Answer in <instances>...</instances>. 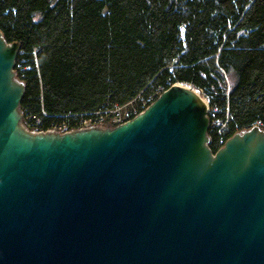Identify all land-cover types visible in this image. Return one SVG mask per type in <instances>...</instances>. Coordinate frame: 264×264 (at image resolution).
I'll use <instances>...</instances> for the list:
<instances>
[{
	"label": "water",
	"instance_id": "obj_1",
	"mask_svg": "<svg viewBox=\"0 0 264 264\" xmlns=\"http://www.w3.org/2000/svg\"><path fill=\"white\" fill-rule=\"evenodd\" d=\"M0 30V264H264V129L208 145L174 83L115 128L31 133Z\"/></svg>",
	"mask_w": 264,
	"mask_h": 264
},
{
	"label": "trees",
	"instance_id": "obj_2",
	"mask_svg": "<svg viewBox=\"0 0 264 264\" xmlns=\"http://www.w3.org/2000/svg\"><path fill=\"white\" fill-rule=\"evenodd\" d=\"M0 30L19 43L21 110L72 125L183 83L209 93L225 139L264 129V0H0Z\"/></svg>",
	"mask_w": 264,
	"mask_h": 264
},
{
	"label": "built area",
	"instance_id": "obj_3",
	"mask_svg": "<svg viewBox=\"0 0 264 264\" xmlns=\"http://www.w3.org/2000/svg\"><path fill=\"white\" fill-rule=\"evenodd\" d=\"M165 89L156 87L147 97L138 95L127 103L116 106L112 110L95 111L89 114L78 115L76 121L69 125L52 119L44 111L40 113H31L24 109L20 110L19 122L21 126L31 133H64L72 130H81L86 128H115L126 121L132 119L151 104ZM217 109L210 108L207 105V114L209 117V128L215 130L218 135V148L226 140L222 132L227 119H222L216 115ZM258 125V124H257Z\"/></svg>",
	"mask_w": 264,
	"mask_h": 264
},
{
	"label": "rangeland",
	"instance_id": "obj_4",
	"mask_svg": "<svg viewBox=\"0 0 264 264\" xmlns=\"http://www.w3.org/2000/svg\"><path fill=\"white\" fill-rule=\"evenodd\" d=\"M187 85V84H185ZM199 95L205 100L207 105H209V93H207L205 90H197Z\"/></svg>",
	"mask_w": 264,
	"mask_h": 264
}]
</instances>
